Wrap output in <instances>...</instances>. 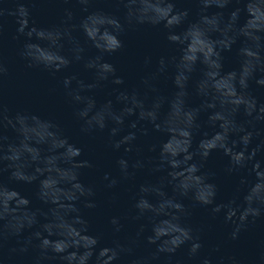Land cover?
<instances>
[{
  "label": "clouds",
  "instance_id": "obj_1",
  "mask_svg": "<svg viewBox=\"0 0 264 264\" xmlns=\"http://www.w3.org/2000/svg\"><path fill=\"white\" fill-rule=\"evenodd\" d=\"M70 0H63L67 4ZM88 11L92 0H77ZM36 0H0V18L5 15L15 17L16 35L13 39L25 37L18 49V55L27 62L28 68H39L53 76L73 63H82L93 71V80L85 82L79 74L65 75L62 86L69 103L74 106V115L81 122L83 134L103 132L108 129V142L114 150L123 147L125 153L139 152L136 142L138 135H147L149 129L139 126L146 122L152 129L167 135L159 145L158 156L150 161L149 171L167 170L156 183L139 185L134 196V221L147 220L150 234L146 236L149 245L156 250L146 257L131 259L130 264H153L160 254L172 255L184 245H188L189 257H197L204 246L201 241L202 229L193 228L187 217L191 210L184 203L189 198L193 206L209 208L213 217L223 213L225 224L231 225L229 238L237 240L242 231L258 217L264 216V138L253 146L254 139L262 136L257 124L264 122V102H259L249 91L250 81L264 86V0H235V7L227 17L223 11L208 14V9H225L233 0H199V18L189 22L182 31L175 29L183 25L189 10L178 9L174 0H120L127 9L126 22L129 26L149 24L163 25L169 42L180 48L179 57H161L156 73L145 78L144 84L152 87L150 79L165 73L169 64L174 65L173 83L176 91L171 97L156 95L151 103L135 91L114 89L115 101L122 107L117 109L113 100L108 99L98 105L92 90L103 87L104 82L121 85L116 67L104 59L123 47L120 33L125 24L114 15L103 11H93L73 23L74 14L70 8L64 9L59 24L50 27L37 26L31 18V7ZM242 5V7H241ZM246 13L243 24L241 12ZM81 30L86 41L98 50L97 55L87 56L85 45L73 33ZM3 27L0 25V33ZM240 41L237 54L240 57L238 69L224 71L225 51H231ZM148 62V58H146ZM197 65L202 66L201 78L195 83V93L202 98L199 106H189L188 86ZM8 68L0 58V79ZM75 82V84H73ZM153 91H156L152 87ZM168 104V111L161 115V107ZM243 113L244 120L237 115ZM201 112H207L206 123L213 129L207 131L195 147V134L200 132ZM136 119L128 121L129 117ZM126 121L128 123L126 124ZM11 128L16 138L10 142L3 134ZM152 145L150 150L156 151ZM214 150H222L229 157L225 171L228 174L247 170L249 176L241 175L239 184L243 186L242 200L239 195L217 203L218 186L212 182V172L202 171L208 157ZM82 149L69 142L59 124L51 119L28 111H17L9 115L0 103V171L7 170L9 179L17 182H38L37 198L47 205V210L33 209L30 199L19 191L0 182V247L10 236L21 237L25 230H33L23 239L13 253H24L30 247L39 249L35 264L60 260L63 264H114L122 254L132 256L146 225L141 223L134 238L126 243L119 240L113 246H97L99 235L89 232V221L82 214L80 205L93 209L96 205V190L80 179L81 169L93 167L88 160L78 159ZM119 176L105 173V188H115L124 180L135 177L136 171L146 165L142 159L130 163L128 158L116 161ZM171 186L172 194L166 190ZM241 191L237 189V193ZM121 216H112L110 224L114 233L123 228ZM33 241L38 243L33 244ZM219 251V245L214 249ZM0 264H4L0 258ZM176 264H181L177 260ZM200 264H213L210 255L203 256ZM220 264H240L234 257L227 262L222 257Z\"/></svg>",
  "mask_w": 264,
  "mask_h": 264
},
{
  "label": "water",
  "instance_id": "obj_2",
  "mask_svg": "<svg viewBox=\"0 0 264 264\" xmlns=\"http://www.w3.org/2000/svg\"><path fill=\"white\" fill-rule=\"evenodd\" d=\"M174 2L178 9L186 8L189 10L186 22L175 29L179 32L186 28L189 22H194L199 18L201 5L199 0H174ZM11 6L12 0H9V7ZM235 6V0H233V4L225 9L209 8L208 14L223 11L225 17H227ZM83 7L77 0H70L67 4L63 3V0H36L35 6L31 7V18L35 20L37 26L50 27L59 24L64 9L70 8L74 14L73 23L78 24L82 17L99 10L116 16L125 24V30L120 33L123 47L112 54L104 55V59L116 67V74L123 78L124 83L116 85L108 81L104 82L103 87L92 90L89 94L94 95L98 105L112 99L117 109L122 107L121 104L115 101L116 92L114 89L126 90L129 93L135 91L145 99L146 103H151L156 95L171 97L176 91L173 83L174 65L169 64L165 73L158 74L154 79H150V84L156 91H153L152 87L145 85L143 82L145 78H150L153 73H156L159 59L162 56L171 58L180 55L179 46L167 39L168 30L163 25L129 26L126 22L127 9L120 3V0H92L87 12L83 11ZM245 19L246 13L242 11L240 23L243 24ZM0 25L3 27V31L0 33V58L4 60L8 68L7 74L0 79V103L7 108L9 115H14L17 111H28L42 118L53 120L59 124L70 143L81 147L82 155L78 159L88 160L92 163L93 167L80 170V179L86 185L94 186L97 206L93 209L84 208L83 205H80V207L82 214L89 221V232L100 236L97 251L100 247L113 246L115 240L126 243L136 236L139 225L144 223L147 227L134 249V254L132 256L122 254L114 264H130L133 258L150 256L156 250V245H149L146 240V236L150 234V223L146 219L141 221L132 220L131 216L135 213L132 206L139 185L156 183L161 176L167 175L166 169L155 173L149 171L151 167L149 162L155 161L158 156L159 145L167 139V135L154 131L150 124L141 122L138 127H147L149 131L147 135H138L136 144L140 151L125 153L123 147L114 150L110 146L108 129L92 134L81 133V122L74 115V106L69 103L65 95L62 81L65 75L77 73L85 82H91L93 71L85 69L82 63H73L69 68L56 73L55 76L39 68H28L26 66L27 62L18 55V49L22 47L25 37L21 36L18 40L13 39L17 28L15 17L5 15L0 18ZM73 34L85 45L87 56L99 54L98 50L86 41V37L81 30H76ZM240 46V41H237L231 51L223 53L224 71L239 68L240 57L237 50ZM146 58H148V62H146ZM201 69L202 66L197 65L189 81L187 102L192 107L199 106L202 102V98L195 93V83L201 78ZM249 91L259 102H264V86L257 85L253 80L250 81ZM167 111L168 104L165 103L161 107V115L166 114ZM207 116V112H201L199 117L201 129L194 136L193 147L196 146L203 132L207 131L210 135L213 132V129L206 123ZM134 119H136L135 116L129 117L128 121ZM237 119H246L242 111L237 115ZM128 121H126V124ZM257 128L264 130V122L258 123ZM3 134L8 137V141L5 143L16 138L15 132L10 127L5 128ZM262 138H264V132H262L261 137L254 139L253 146ZM152 145L157 146L156 151L150 150ZM122 156L128 158L130 163L136 159H142L146 166L137 170L134 178L122 181L115 188H105L104 185L107 181L103 180L104 174L109 173L111 176H119L116 161ZM257 158H264V153H258ZM228 164L229 157L222 150H214L202 169V171L215 173L211 180L218 186L217 203L226 202L237 195H239L238 202H240L244 191L243 186L239 184L240 176L245 175L250 180L254 179V174L249 176L247 170H242L238 174H228L225 171ZM0 182L28 197L31 202L30 207L33 209L47 210L48 206L44 205L36 196L38 182L12 181L9 179L7 170L0 171ZM238 188L241 189L239 193H237ZM166 190L169 195L172 194L171 186H168ZM184 203L191 210L187 222L193 228L202 229L200 235L204 246L200 254L197 257H189L188 245H184L172 255L171 261L168 259V254L162 253L156 261H153V264H176L177 260L181 261V264H200V259L206 255H210L213 264H220L222 257L227 262V258L232 256L240 264H264V216L258 217L254 223H250L248 228L241 232L237 240H231L229 238L231 225L224 223L223 213L213 217L209 211L210 206H193V202L189 198H184ZM112 216L123 218L124 228L119 233H114L112 230L110 224ZM33 230H25L19 237V242L15 236L3 240L2 247H0V258H3L4 264H35V260L39 255L38 248L30 247L24 253L10 251L12 248H19L23 239ZM36 243L38 241H33V244ZM217 245H219V251L214 250ZM94 259L95 257L90 261V264H94ZM44 264H63V262L56 259L45 261Z\"/></svg>",
  "mask_w": 264,
  "mask_h": 264
}]
</instances>
